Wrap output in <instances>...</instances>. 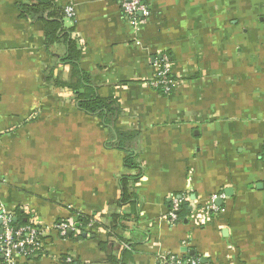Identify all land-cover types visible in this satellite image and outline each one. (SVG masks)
<instances>
[{"label":"crops","instance_id":"crops-1","mask_svg":"<svg viewBox=\"0 0 264 264\" xmlns=\"http://www.w3.org/2000/svg\"><path fill=\"white\" fill-rule=\"evenodd\" d=\"M35 4L0 0V210L49 229L18 264H109L124 241L133 264H264V0H147L138 24L116 0H56L74 7L64 26L82 47L81 70L117 102L110 128L60 86L75 81L65 44L20 17ZM165 58L168 95L152 86ZM121 148L142 173L130 185L135 206L119 202L122 180L138 174ZM81 216L93 219L85 230ZM60 223L75 231L62 237Z\"/></svg>","mask_w":264,"mask_h":264},{"label":"trees","instance_id":"trees-1","mask_svg":"<svg viewBox=\"0 0 264 264\" xmlns=\"http://www.w3.org/2000/svg\"><path fill=\"white\" fill-rule=\"evenodd\" d=\"M20 17L23 20L31 22H40L44 25L46 32V41L49 45L59 41H63L66 46V55L61 59V62L70 65L72 68L73 81L72 83H61L60 86L67 87L77 94V104L81 111L84 113L97 116L103 120L105 126L110 128L112 119L118 113L117 102L111 99L101 98L98 94V87L94 84L91 76L81 70L79 61L82 57V47L79 41L74 38L73 30H67L64 26V19L66 18L65 9L58 8L56 0H36V4L31 7H21ZM173 81L175 79L172 77ZM171 79V80H172ZM125 150L127 157L125 159L126 167L131 171H136L138 174L131 178H124L121 182L122 193L120 198V205L122 207L135 206L136 203L130 193L131 182L136 183L141 178L142 173L139 165L136 162V156L133 153ZM184 202L178 212V218L181 217ZM134 215H130L127 220L133 218ZM120 217H115V223L118 225L121 220ZM126 218V217H125ZM20 220V219H19ZM93 223V219L90 217L81 216L79 218V225L82 230L89 227ZM14 227H21L20 224L13 222ZM113 230L118 227L114 225ZM126 248L120 257L109 255L107 262L109 264H133L134 262V248L135 245L129 241H124ZM101 248L105 250L106 245H101ZM199 259V257H190ZM188 259V258H185Z\"/></svg>","mask_w":264,"mask_h":264},{"label":"built area","instance_id":"built-area-1","mask_svg":"<svg viewBox=\"0 0 264 264\" xmlns=\"http://www.w3.org/2000/svg\"><path fill=\"white\" fill-rule=\"evenodd\" d=\"M118 1L124 17L132 24H138L139 17L149 18L151 15L147 0H116ZM67 17H73L75 14L74 7L65 8ZM172 79L170 63L167 58L158 64L156 79L152 86L162 93L168 95L175 89V81ZM218 199L214 196L211 199L210 209L215 210V201ZM186 198L173 199L172 208L169 213L171 223L178 221V212ZM1 232H0V254L4 257V264H18L19 257H30L38 254L43 247L44 239L47 237L49 229L39 225H26L14 227L13 214L0 210ZM91 226V225H90ZM62 237H65L70 230L75 228L67 223H60L54 227ZM166 264H201L199 259L188 258L181 259L171 256L165 261Z\"/></svg>","mask_w":264,"mask_h":264},{"label":"water","instance_id":"water-1","mask_svg":"<svg viewBox=\"0 0 264 264\" xmlns=\"http://www.w3.org/2000/svg\"><path fill=\"white\" fill-rule=\"evenodd\" d=\"M216 203H221V201H217ZM15 221V220H14ZM202 262H205V260L204 261H202Z\"/></svg>","mask_w":264,"mask_h":264}]
</instances>
